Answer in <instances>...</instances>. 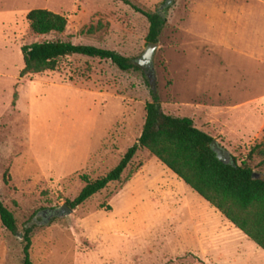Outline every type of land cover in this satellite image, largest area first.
<instances>
[{"label": "rangeland", "instance_id": "obj_1", "mask_svg": "<svg viewBox=\"0 0 264 264\" xmlns=\"http://www.w3.org/2000/svg\"><path fill=\"white\" fill-rule=\"evenodd\" d=\"M129 1L154 12L166 0ZM167 3L151 68L75 55L21 78L22 47L43 41L138 64L149 24L115 0H0V200L18 231L0 222V264L23 263L19 235L33 225V264H264L259 247L143 149L120 182L56 215L85 186L80 176H105L140 137L147 78L162 112L191 119L230 161L264 142V0ZM37 9L64 16L65 32L33 35L26 15Z\"/></svg>", "mask_w": 264, "mask_h": 264}, {"label": "trees", "instance_id": "obj_2", "mask_svg": "<svg viewBox=\"0 0 264 264\" xmlns=\"http://www.w3.org/2000/svg\"><path fill=\"white\" fill-rule=\"evenodd\" d=\"M115 1L130 6L146 18L149 24L146 43L157 45L167 24V0L154 12L143 10L129 0ZM26 20L31 33L38 37L61 35L67 27L64 16L44 9L30 11ZM21 52L24 62L19 75L21 78L53 72L61 59L75 55L108 61L123 72L142 69L115 51L75 45L70 41L36 42L23 46ZM146 84L152 101L145 105V121L140 137L105 176L94 181H90L87 175L80 176L85 186L73 201L67 202V206L75 209L110 184L120 182L136 153L143 149L264 252V142L254 145L242 160L231 158L228 164H224L213 152V138L197 129L189 118L164 114L153 79L147 78ZM253 174L257 175L256 179H253ZM130 178L131 174L126 180ZM0 222L11 235L18 234L15 217L1 200ZM34 227L25 228L19 235L23 242L22 264H33L30 248Z\"/></svg>", "mask_w": 264, "mask_h": 264}, {"label": "water", "instance_id": "obj_3", "mask_svg": "<svg viewBox=\"0 0 264 264\" xmlns=\"http://www.w3.org/2000/svg\"><path fill=\"white\" fill-rule=\"evenodd\" d=\"M157 48V45L148 44V49L145 51V53L142 55L141 59L138 61V65L140 67H150L152 63L153 53L155 49ZM211 147L213 149V152L216 154L217 159L224 163L228 164L230 162L228 155L226 152L218 146L216 143V140L213 139L211 143ZM253 179L257 178L256 174L252 175ZM72 212V209L68 207L67 205L62 206L58 212H56L57 217H62L65 215H68Z\"/></svg>", "mask_w": 264, "mask_h": 264}, {"label": "crops", "instance_id": "obj_4", "mask_svg": "<svg viewBox=\"0 0 264 264\" xmlns=\"http://www.w3.org/2000/svg\"><path fill=\"white\" fill-rule=\"evenodd\" d=\"M196 210H199V208H198V205H197V209ZM216 210V209H215ZM217 211V210H216ZM231 224V223H230ZM231 228H229V227H226V231H228V232H230V234H231ZM249 253H250V255L251 256H253V257H256L257 255H258V251H254V250H250L249 251Z\"/></svg>", "mask_w": 264, "mask_h": 264}]
</instances>
